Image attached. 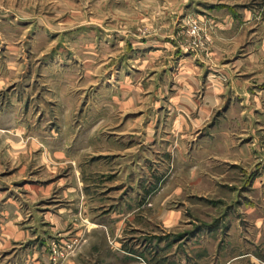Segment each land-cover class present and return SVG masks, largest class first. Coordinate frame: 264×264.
Listing matches in <instances>:
<instances>
[{
  "label": "rangeland",
  "instance_id": "obj_1",
  "mask_svg": "<svg viewBox=\"0 0 264 264\" xmlns=\"http://www.w3.org/2000/svg\"><path fill=\"white\" fill-rule=\"evenodd\" d=\"M0 264H264V0H0Z\"/></svg>",
  "mask_w": 264,
  "mask_h": 264
},
{
  "label": "crops",
  "instance_id": "obj_2",
  "mask_svg": "<svg viewBox=\"0 0 264 264\" xmlns=\"http://www.w3.org/2000/svg\"><path fill=\"white\" fill-rule=\"evenodd\" d=\"M242 155H243L244 158L247 157V154L245 152H242Z\"/></svg>",
  "mask_w": 264,
  "mask_h": 264
}]
</instances>
